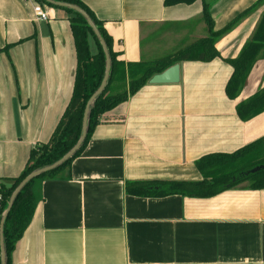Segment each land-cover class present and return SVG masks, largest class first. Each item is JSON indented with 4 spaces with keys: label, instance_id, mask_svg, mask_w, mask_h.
Here are the masks:
<instances>
[{
    "label": "crops",
    "instance_id": "crops-1",
    "mask_svg": "<svg viewBox=\"0 0 264 264\" xmlns=\"http://www.w3.org/2000/svg\"><path fill=\"white\" fill-rule=\"evenodd\" d=\"M165 1L81 0L126 65L207 36L202 1ZM257 1L205 0L216 32ZM36 5L0 0V179L22 175L73 93L70 16L43 5L48 20L37 21ZM263 12L217 42L220 58L181 63L179 84L148 83L106 113L66 177L35 182L36 211L12 264H264V190L245 183L206 199L141 198L126 190L129 183L201 182L196 163L203 157L264 145V112L246 122L237 114L264 89V59L236 100L226 95L233 68L225 62L240 55Z\"/></svg>",
    "mask_w": 264,
    "mask_h": 264
},
{
    "label": "trees",
    "instance_id": "trees-1",
    "mask_svg": "<svg viewBox=\"0 0 264 264\" xmlns=\"http://www.w3.org/2000/svg\"><path fill=\"white\" fill-rule=\"evenodd\" d=\"M38 5L60 9L49 5L44 0H35ZM76 6L85 11L92 19L104 39L111 59V74L105 92L94 103L88 118L86 139L78 152L62 167L40 176L32 181L16 199L4 224L3 241L6 264H12L14 251L29 228L35 211L36 196L33 187L38 180H56L66 177L72 163L86 149L92 134L101 123V118L145 87L158 74L176 64L185 62L210 63L220 54L216 50L217 42L232 32L240 23L264 8V0H258L254 5L238 15L231 23L220 31H215L210 7L205 0H166V6L178 4L203 3V20L207 27V36L193 44L178 50L164 58L151 62H140L126 65L118 60L119 54L113 50V40L94 14L81 0H51ZM69 23L74 39L77 68L71 99L60 118L56 129L48 143L33 148L29 160L21 176L14 179H0V212L3 215L11 197L18 186L33 172L49 167L65 157L79 142L83 133V120L88 101L99 90L106 74V57L103 48L89 27L86 20L79 14L68 10ZM92 45L95 52H92ZM7 47L5 52H8ZM259 59H264V12L257 28L236 59L225 62L233 68L226 95L236 100L243 91L246 81ZM264 112V89L237 107L238 117L246 122ZM196 168L202 176L201 182H142L127 184V193L141 198H163L180 195L188 198L206 199L224 191L234 189L245 183L251 190H264V145L262 141L252 143L233 154H214L203 157L196 163ZM257 171L252 174L253 170ZM0 264L2 250L0 245Z\"/></svg>",
    "mask_w": 264,
    "mask_h": 264
},
{
    "label": "water",
    "instance_id": "water-1",
    "mask_svg": "<svg viewBox=\"0 0 264 264\" xmlns=\"http://www.w3.org/2000/svg\"><path fill=\"white\" fill-rule=\"evenodd\" d=\"M46 3H48L49 5H52L54 7L60 8V9H68L71 10L77 14H79L80 16H82L86 22L88 23L89 27L92 29V31L94 32L95 36L98 38L105 57H106V65H107V69H106V74H105V78L102 82V85L100 86L99 90L91 97V99L88 101L87 103V107H86V111H85V115H84V120H83V133L82 136L79 140V142L77 143V145L65 156L63 157L61 160H59L58 162H56L55 164L37 170L35 172H33L31 175H29L19 186L18 188L14 191L11 200L9 202L8 208L6 210V212L2 215V221H1V225H0V245H1V250H2V264H6V255H5V250H4V241H3V229H4V224L7 220V217L16 201V199L18 198V196L20 195V193L35 179L39 178L40 176L47 174L49 172H52L54 170L59 169L60 167H62L64 164H66L77 152L78 150L81 148V146L83 145L86 136H87V132H88V118H89V114L91 111V108L93 107L94 103L100 98V96L105 92L109 80H110V74H111V59H110V54H109V50L108 47L104 41V39L102 38L100 31L98 30V28L96 27V25L94 24V22L92 21V19L89 17V15L83 11L82 9L76 7V6H72V5H68V4H63V3H56L53 2L51 0H44ZM181 73H182V65L181 64H176L173 67L167 69L165 72H163L162 74H158L155 75L150 81L149 83L151 85H176L179 84L181 81ZM257 171V169L253 170L251 173L254 174Z\"/></svg>",
    "mask_w": 264,
    "mask_h": 264
},
{
    "label": "built area",
    "instance_id": "built-area-1",
    "mask_svg": "<svg viewBox=\"0 0 264 264\" xmlns=\"http://www.w3.org/2000/svg\"><path fill=\"white\" fill-rule=\"evenodd\" d=\"M34 13L36 16L37 21H47L48 20V13L44 10L42 5H36L34 8ZM2 221V214L0 212V225Z\"/></svg>",
    "mask_w": 264,
    "mask_h": 264
},
{
    "label": "rangeland",
    "instance_id": "rangeland-1",
    "mask_svg": "<svg viewBox=\"0 0 264 264\" xmlns=\"http://www.w3.org/2000/svg\"><path fill=\"white\" fill-rule=\"evenodd\" d=\"M262 9H263V8H262ZM252 15H253V14H252ZM177 50H178V49H172V50L169 51L168 53H165V54H163V55H160L159 57L164 58V57L170 55V53L173 54V52H175V51H177Z\"/></svg>",
    "mask_w": 264,
    "mask_h": 264
}]
</instances>
